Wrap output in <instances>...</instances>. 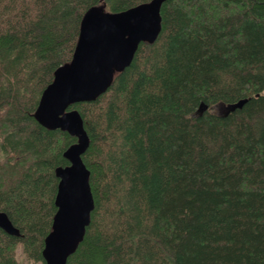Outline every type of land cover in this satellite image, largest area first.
<instances>
[{"label":"trees","instance_id":"trees-1","mask_svg":"<svg viewBox=\"0 0 264 264\" xmlns=\"http://www.w3.org/2000/svg\"><path fill=\"white\" fill-rule=\"evenodd\" d=\"M149 0H0V264H45L75 137L33 116L83 13ZM96 99L74 103L94 207L67 264H264V0H164ZM245 99L241 107H214ZM200 104L206 108L199 110Z\"/></svg>","mask_w":264,"mask_h":264},{"label":"water","instance_id":"water-1","mask_svg":"<svg viewBox=\"0 0 264 264\" xmlns=\"http://www.w3.org/2000/svg\"><path fill=\"white\" fill-rule=\"evenodd\" d=\"M163 1L149 0L121 11H106L102 6L88 8L81 17L70 60L54 70L52 80L41 91L33 116L42 126L64 130L76 139L62 153L68 164L55 168L56 210L41 250L45 264H67L68 256L83 238L94 207L89 170L81 158L88 135L79 111L69 106L96 99L110 86L115 73L129 65L138 44L157 38ZM244 101L239 99L224 108L234 110ZM205 108L203 104L198 107ZM0 228L19 235L3 211Z\"/></svg>","mask_w":264,"mask_h":264},{"label":"rangeland","instance_id":"rangeland-1","mask_svg":"<svg viewBox=\"0 0 264 264\" xmlns=\"http://www.w3.org/2000/svg\"><path fill=\"white\" fill-rule=\"evenodd\" d=\"M263 93H264V90H263ZM224 107L225 106H223V108H219V107H214V111H218V112H221V111H223L224 110ZM17 256H18V261H19V264H39V263H32V262H27L25 259H24V257H22L21 256V253H20V251L18 250V252H17Z\"/></svg>","mask_w":264,"mask_h":264}]
</instances>
